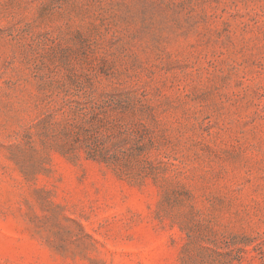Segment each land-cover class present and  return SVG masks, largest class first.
I'll return each mask as SVG.
<instances>
[{"label": "rangeland", "instance_id": "rangeland-1", "mask_svg": "<svg viewBox=\"0 0 264 264\" xmlns=\"http://www.w3.org/2000/svg\"><path fill=\"white\" fill-rule=\"evenodd\" d=\"M0 264H264V0H0Z\"/></svg>", "mask_w": 264, "mask_h": 264}]
</instances>
